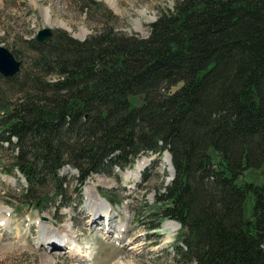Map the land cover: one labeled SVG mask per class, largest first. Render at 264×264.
<instances>
[{
	"label": "trees",
	"instance_id": "obj_1",
	"mask_svg": "<svg viewBox=\"0 0 264 264\" xmlns=\"http://www.w3.org/2000/svg\"><path fill=\"white\" fill-rule=\"evenodd\" d=\"M114 23L27 39L21 72L0 74V165L23 202H49L50 184L69 204L65 167L81 186L168 152L151 227L181 224L184 261L264 264V0H176L146 37Z\"/></svg>",
	"mask_w": 264,
	"mask_h": 264
},
{
	"label": "rangeland",
	"instance_id": "obj_2",
	"mask_svg": "<svg viewBox=\"0 0 264 264\" xmlns=\"http://www.w3.org/2000/svg\"><path fill=\"white\" fill-rule=\"evenodd\" d=\"M95 1L107 10L99 13L85 8L80 0H0V46L27 55L25 41L36 37L44 27L64 29L76 38L85 39L101 21L115 22L126 33L146 37L150 24L161 12L173 8L176 0ZM167 156V153L143 155L127 171H115L110 176L95 174L81 186L77 172L65 167L62 175L68 185L62 201L69 204L62 208L61 198L55 196L50 184L45 187L49 202L45 201L41 207L24 203L26 181L18 171L6 173L0 165V219L11 220L5 228L0 227V264H121L119 260L123 264H194L177 254V246L183 243L180 224L175 228L171 224L176 222L166 219L161 220L160 227H151L157 223V214L149 210L155 207L159 191L174 177ZM0 158L7 162L11 152L0 148ZM101 202L110 206L109 213L113 208L112 221L107 217L109 224L104 218L106 213L93 215L91 210L95 211ZM121 224L128 225L129 232L120 244L115 238L120 232L125 234ZM67 226L76 234L72 238L79 241L77 252L59 244L44 249L48 244L39 242L43 234L62 241Z\"/></svg>",
	"mask_w": 264,
	"mask_h": 264
},
{
	"label": "bare ground",
	"instance_id": "obj_3",
	"mask_svg": "<svg viewBox=\"0 0 264 264\" xmlns=\"http://www.w3.org/2000/svg\"><path fill=\"white\" fill-rule=\"evenodd\" d=\"M167 161H168V163L171 165V160H170V156H167ZM172 172V174H173V170L171 171ZM99 204V206L97 207V208H99V209H97V208H95L96 210L94 211V209L92 208L91 210H93V215H96V214H100V212L102 213V212H104V213H106L105 215H104V218L107 220V222H108V224H109V219L107 218L108 216H110V220L112 221V218H113V208H112V212H110L109 213V211H110V206H108V204H106L105 202H101V203H98ZM101 206H103V207H101ZM103 208V209H102ZM103 210V211H100V210ZM92 212V211H91ZM9 214V213H8ZM7 214V215H8ZM6 215V216H7ZM97 217V216H96ZM103 217V216H102ZM99 218V216L97 217V219ZM5 218H1L0 219V227H4V225H7L9 222L11 223V220H10V218L9 217H7L5 220H4ZM4 220V221H3ZM8 222H7V221ZM172 223V222H171ZM170 223V224H171ZM175 223V222H174ZM177 224H179V223H175V224H171V226H173L174 225V227L175 228H178L179 226L177 225ZM119 226H121V228L123 229H125L123 232L125 233V234H123L122 232H120L119 234H117V236H116V238L115 239H117V241L121 244L122 242L124 243V239H125V237H126V235L128 234V232H129V227H128V225H123V224H121V225H119ZM68 227V232H66L67 234H64L65 235V237H67V239L63 236L62 237V241H60L59 239H56L55 238V236L53 237L52 235H50V234H43V237L41 238V240H39V242H42L43 243V245L44 244H48V246L47 245H45L44 247H46V248H44V249H46V250H50V249H52V248H47V247H51V246H56V245H61V246H66V250L67 249H73L74 248V251H75V249H76V247H78V239L77 240H75V239H73L72 237L73 236H76V234L74 233V232H70L71 231V228L69 227V226H67ZM5 228V227H4ZM116 228H118V227H115V233H117V229ZM120 228V230L122 231V229ZM32 230H33V225H31V227H30V231L32 232ZM127 230V231H126ZM126 231V232H125ZM44 232H45V230H44ZM115 233L114 234H112L111 233V235H115ZM41 236V235H40ZM107 238H110L109 236L107 237ZM122 239V242L120 241ZM109 240V239H108ZM119 244V245H120ZM124 245H126V244H124ZM123 245V246H124ZM122 246V247H123ZM60 247H58L57 249H59ZM75 252H77V250L75 251ZM64 253H65V249H64ZM69 254H73V253H71V252H68ZM66 254V253H65ZM80 259L81 260H84L83 259V257L81 258L80 257ZM79 259V260H80ZM119 263H121V264H123L124 262L122 261V260H119Z\"/></svg>",
	"mask_w": 264,
	"mask_h": 264
},
{
	"label": "water",
	"instance_id": "obj_4",
	"mask_svg": "<svg viewBox=\"0 0 264 264\" xmlns=\"http://www.w3.org/2000/svg\"><path fill=\"white\" fill-rule=\"evenodd\" d=\"M53 34L52 27H44L38 32L37 39L44 42L48 37ZM24 61L18 59L16 55L6 46H0V74L4 77H14L18 75Z\"/></svg>",
	"mask_w": 264,
	"mask_h": 264
}]
</instances>
